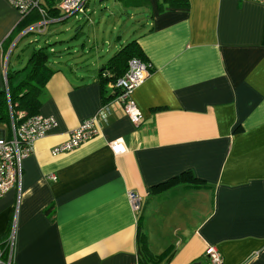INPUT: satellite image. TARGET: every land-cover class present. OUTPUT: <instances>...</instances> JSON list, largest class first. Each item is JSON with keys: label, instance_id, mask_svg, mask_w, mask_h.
<instances>
[{"label": "crops", "instance_id": "obj_1", "mask_svg": "<svg viewBox=\"0 0 264 264\" xmlns=\"http://www.w3.org/2000/svg\"><path fill=\"white\" fill-rule=\"evenodd\" d=\"M187 1L136 5L148 13L136 39L153 66L133 91L141 121L133 124L114 102L98 135L58 154L51 148L115 93L99 77L111 55L53 60L39 113L57 126L34 143L18 183L0 199V240L13 229L15 264H139L141 232L150 264H205L208 245L221 264H264V6ZM21 18L0 0V89L23 32L7 51L5 41ZM83 47L71 54L85 56ZM183 172L208 186L153 195ZM129 191L141 196L138 213Z\"/></svg>", "mask_w": 264, "mask_h": 264}, {"label": "built area", "instance_id": "obj_2", "mask_svg": "<svg viewBox=\"0 0 264 264\" xmlns=\"http://www.w3.org/2000/svg\"><path fill=\"white\" fill-rule=\"evenodd\" d=\"M19 13L21 17L30 12H38L42 15L39 22L28 27L22 34L31 31L41 32L48 22L45 17L43 0H6ZM88 0H57L59 11L67 16L76 12H85ZM259 3L264 6V0H247ZM14 45V44H13ZM9 54V53H8ZM152 64L139 57H132L128 62L127 70L118 77L112 84L115 93L112 100L105 101L99 111L82 121L78 127L73 129L69 137L54 145L51 148L52 154L69 151L90 138L99 134L102 124L107 121L108 115L112 111V106L117 103L133 123H139L142 119V113L138 108L134 98L133 91L137 88L152 72ZM5 86L7 88L6 64L4 66ZM57 126V120L50 115L37 113L27 117L19 123L12 122L9 127V135L0 133V199L15 186L21 175L22 161L33 152L34 143L45 136L47 132ZM111 149L118 153L121 151V144L113 142ZM49 178L56 180L54 174ZM131 207L135 212H139L142 207L141 196L134 192H128ZM14 243L13 234H9L6 239L0 241V264H15L13 260ZM205 264H221V255L215 245H208L205 249Z\"/></svg>", "mask_w": 264, "mask_h": 264}, {"label": "trees", "instance_id": "obj_3", "mask_svg": "<svg viewBox=\"0 0 264 264\" xmlns=\"http://www.w3.org/2000/svg\"><path fill=\"white\" fill-rule=\"evenodd\" d=\"M158 1L161 6L167 5V7L170 8L186 7L188 5L187 0ZM146 2L147 0H124L125 5L129 6L145 5ZM43 6L45 9V17L49 21L53 19H65L64 17H66V15L59 11L57 0H45ZM41 19L42 15L35 11L23 16L16 28L5 41V50H8L19 33L23 32L36 22H39ZM31 32L23 34L20 39L24 38ZM16 45L17 43L15 42L10 54ZM52 53L54 54V51H49L47 45H35L30 52L26 64L16 70L8 68L9 58L7 59V88L4 86L0 89V128L10 127L12 122L17 124L25 118L39 113L44 88L55 72V68L51 65ZM132 57L145 58L142 48L138 44L136 38L122 43L119 49L108 58L103 68L100 69L99 77L102 86H110V88H112L114 81L127 70L128 62ZM178 185L197 189L208 186L203 183L202 180L194 177L190 172H183L157 184L152 188V193L153 195H158ZM51 209L52 207L49 206L45 209V212L49 213ZM139 245V264H150L152 258L149 254L143 252L147 251L145 232H141L140 234ZM154 258L156 257L154 256ZM155 261L158 260L156 259Z\"/></svg>", "mask_w": 264, "mask_h": 264}, {"label": "rangeland", "instance_id": "obj_4", "mask_svg": "<svg viewBox=\"0 0 264 264\" xmlns=\"http://www.w3.org/2000/svg\"><path fill=\"white\" fill-rule=\"evenodd\" d=\"M147 15L144 8L127 6L123 0H88L85 12L73 13L63 20L53 19L42 32L29 33L17 43L12 54L9 52L6 61L9 58V68L15 65L23 67L33 46L47 45L49 51H54L51 64L59 58L60 53V59L64 62H78L86 58L100 62L103 56L112 55L122 43L136 38L142 31ZM82 47L85 56L71 54L74 49ZM90 48L94 49L92 56L89 54ZM106 61L104 58L103 63Z\"/></svg>", "mask_w": 264, "mask_h": 264}, {"label": "water", "instance_id": "obj_5", "mask_svg": "<svg viewBox=\"0 0 264 264\" xmlns=\"http://www.w3.org/2000/svg\"><path fill=\"white\" fill-rule=\"evenodd\" d=\"M192 264H201V262L197 261V262H193Z\"/></svg>", "mask_w": 264, "mask_h": 264}]
</instances>
